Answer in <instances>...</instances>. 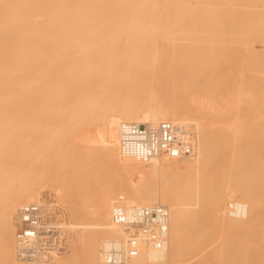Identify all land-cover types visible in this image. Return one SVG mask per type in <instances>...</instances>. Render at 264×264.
<instances>
[{
    "label": "bare ground",
    "instance_id": "bare-ground-1",
    "mask_svg": "<svg viewBox=\"0 0 264 264\" xmlns=\"http://www.w3.org/2000/svg\"><path fill=\"white\" fill-rule=\"evenodd\" d=\"M131 121L182 127L192 154L126 155ZM34 202L66 243L44 264H101L130 237L127 264H264V0H0V264H39L16 257ZM156 204L157 251L113 220Z\"/></svg>",
    "mask_w": 264,
    "mask_h": 264
},
{
    "label": "built area",
    "instance_id": "built-area-1",
    "mask_svg": "<svg viewBox=\"0 0 264 264\" xmlns=\"http://www.w3.org/2000/svg\"><path fill=\"white\" fill-rule=\"evenodd\" d=\"M122 151L142 161L164 155L170 159L189 156L193 141L189 131L170 121L156 126L140 122H123L119 128ZM231 215H240L241 209L230 203ZM116 224L136 229L154 250L166 247L170 232V211L167 206L156 204L149 207L125 208L117 206L113 211ZM16 257L21 262L44 264L66 249L64 237L58 225L44 220L41 202L19 207L15 220ZM139 254L138 240L130 237L125 241L107 240L99 247L101 264H127Z\"/></svg>",
    "mask_w": 264,
    "mask_h": 264
},
{
    "label": "rangeland",
    "instance_id": "rangeland-1",
    "mask_svg": "<svg viewBox=\"0 0 264 264\" xmlns=\"http://www.w3.org/2000/svg\"><path fill=\"white\" fill-rule=\"evenodd\" d=\"M226 1H228V0H222L223 3L226 2ZM206 7H207L208 9H211V10H218V11L226 10V9H229V8L237 9V7H229L228 5H224V4H220V5H216V6H214V5H206ZM222 72L224 73V75H226V74L228 73V70H227L226 68H224V69L222 70ZM187 73H189V69L186 68V69L183 70L182 74L185 75V74H187ZM176 75H178L177 71H176ZM221 159H222V162H223V163H225V162L228 161V159H227L226 156H224V158H221ZM222 166H223V165H222ZM227 176H228V175H220V178H221L222 181H224V179L227 178ZM228 194H229V191H225V192H224V198H225V199L227 198ZM55 225H58V223L55 222ZM58 227H62V226L58 225Z\"/></svg>",
    "mask_w": 264,
    "mask_h": 264
}]
</instances>
